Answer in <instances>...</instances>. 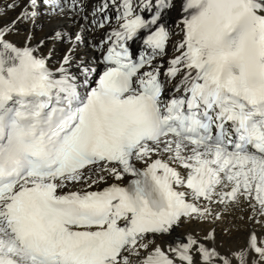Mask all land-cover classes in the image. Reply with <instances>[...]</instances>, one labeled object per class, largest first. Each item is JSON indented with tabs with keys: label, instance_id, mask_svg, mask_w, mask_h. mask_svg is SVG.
I'll return each mask as SVG.
<instances>
[{
	"label": "snow or ice",
	"instance_id": "1",
	"mask_svg": "<svg viewBox=\"0 0 264 264\" xmlns=\"http://www.w3.org/2000/svg\"><path fill=\"white\" fill-rule=\"evenodd\" d=\"M0 264H264V0H0Z\"/></svg>",
	"mask_w": 264,
	"mask_h": 264
},
{
	"label": "bare ground",
	"instance_id": "2",
	"mask_svg": "<svg viewBox=\"0 0 264 264\" xmlns=\"http://www.w3.org/2000/svg\"><path fill=\"white\" fill-rule=\"evenodd\" d=\"M5 3H7V0H4ZM15 13L12 12L11 16H14ZM168 22L171 25V27L175 30L176 24L178 23V13L172 12L171 15L168 18ZM28 27H31L34 35L35 40L38 41L42 38H44L46 35H49L54 28H62L65 31H73L75 26L73 25L72 21L70 19H61L57 21H50L47 18V13H45L40 20L37 22L35 26L29 25ZM24 27L21 28V37H15L16 39L20 40L22 39V36L24 34ZM35 42V41H34ZM56 48V55L59 56L61 52V45L53 44L50 41L46 45L47 48ZM172 54L171 47L169 48V55ZM55 62V61H53ZM236 216H243V213L237 212L235 214ZM237 223V220L233 216H228L224 221L220 222L217 225L207 224V223H189L181 228H177L176 231L168 237H165V240L168 242H171L174 238H178L182 236L185 233H195L199 236H203L209 229L215 228L216 234H217V242L221 244L223 247L221 250L223 251L224 248L228 246L236 247L239 245H242L244 243V235L245 233L241 231H237V229L234 227V225ZM223 230V231H221ZM231 233V234H230Z\"/></svg>",
	"mask_w": 264,
	"mask_h": 264
}]
</instances>
